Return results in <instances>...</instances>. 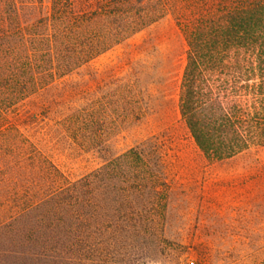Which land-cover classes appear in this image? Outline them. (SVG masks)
<instances>
[{"label":"rangeland","instance_id":"1","mask_svg":"<svg viewBox=\"0 0 264 264\" xmlns=\"http://www.w3.org/2000/svg\"><path fill=\"white\" fill-rule=\"evenodd\" d=\"M55 1L18 0L25 33L53 31ZM64 1L76 14L120 10L114 26L128 33L22 99L0 100V264H264V148L211 162L181 118L179 18L197 0ZM131 148H145L149 167L114 162ZM98 170L89 193L58 201L60 187ZM137 175L131 204L118 187Z\"/></svg>","mask_w":264,"mask_h":264},{"label":"trees","instance_id":"2","mask_svg":"<svg viewBox=\"0 0 264 264\" xmlns=\"http://www.w3.org/2000/svg\"><path fill=\"white\" fill-rule=\"evenodd\" d=\"M64 2L55 1L48 24L53 31L44 35L25 33L18 0H0V100L22 99L109 50L128 33L114 26L123 17L120 10L100 6L76 14ZM142 17L131 21L129 33L145 25ZM100 18L109 20L104 30L98 28ZM179 20L187 43L179 110L198 148L211 162L264 148V0H197ZM25 46L29 51L24 53ZM29 46L48 50L30 51ZM114 162L149 167L145 148H131ZM100 172L62 186L54 195L62 201L89 193ZM135 178V183L118 187L131 204L144 185V177Z\"/></svg>","mask_w":264,"mask_h":264}]
</instances>
